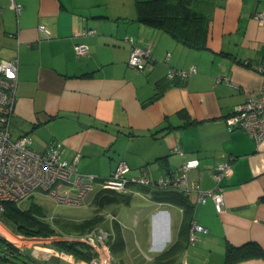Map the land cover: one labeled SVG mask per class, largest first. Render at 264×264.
<instances>
[{
    "label": "crops",
    "instance_id": "0c3cea01",
    "mask_svg": "<svg viewBox=\"0 0 264 264\" xmlns=\"http://www.w3.org/2000/svg\"><path fill=\"white\" fill-rule=\"evenodd\" d=\"M137 1L16 0L21 6L16 14L9 0H0V58L18 60L11 134H28L37 151L61 141L66 160L77 153L78 170L100 178L121 159L129 166L128 177L153 179L196 158L199 164L187 171V180L204 190L215 184L214 166L232 157L231 174L219 183L222 212L211 198L198 201L195 189L185 192L193 204L189 224L207 229L192 243L190 226L181 228L183 209L156 201L139 187L132 186L139 194L125 193L129 203H115L130 206L136 198L137 206H130L136 219L129 223L125 214L127 221L122 220L120 208L104 213L106 225L120 226L124 249L115 255L121 264H154L176 240L180 249L169 264H264V255L227 259L229 246L244 252L246 244L255 243L264 251V138L256 142L243 129L229 131L225 121L261 85V74L248 63L264 64V21L256 17L264 14V0H202L199 9L210 19L199 49L136 21ZM87 29L95 32L85 34ZM81 42L88 52L76 56L74 45ZM133 44L150 49L148 69L129 66ZM191 65L196 73L170 76ZM175 145L183 154L173 151ZM94 188L85 199L102 189L98 183Z\"/></svg>",
    "mask_w": 264,
    "mask_h": 264
},
{
    "label": "built area",
    "instance_id": "2783aa9c",
    "mask_svg": "<svg viewBox=\"0 0 264 264\" xmlns=\"http://www.w3.org/2000/svg\"><path fill=\"white\" fill-rule=\"evenodd\" d=\"M9 6L16 14L20 13L21 6L16 0H9ZM256 17L259 21H264V14H258ZM39 29L44 37H50V31L45 25H40ZM94 32V29L84 31L85 34ZM74 51L76 56L85 55L88 52V46L83 42L77 43L74 45ZM150 57L149 48L133 44L128 64L137 71L146 70L150 67ZM248 65L261 74V85L258 89L250 91L245 100L234 108L225 121L229 131L234 128L243 129L256 142H260L264 138V64L250 62ZM196 71V66L191 65L185 70L172 71L170 76L186 77ZM17 74V58H0V212L3 210V202L26 200L38 190L60 203L81 204L93 191L95 183H98L102 189H110L118 193L139 194L140 191L132 186L182 192L195 189L198 192V201L204 202L207 198H211L215 211L218 213L223 211L224 189L219 183L222 178L230 176L232 157L214 166L212 178L215 184L213 188L204 190L195 187L193 182L187 180V171L196 168L199 164L196 158L186 159L173 172L153 179L146 174L128 177L129 166L121 159L117 161L109 176L100 178L96 174L78 170L77 153L70 161L66 160L61 141H54L45 150L37 151L31 148V139L28 134L13 137L10 123L14 115ZM173 151L183 154L179 145H175ZM206 232L205 227L192 221L189 228V241L192 243L199 234ZM109 235L108 231L99 227L78 236L65 235L55 238V240L80 241L86 244L91 256L89 260L76 258L73 253L50 244L46 246L35 244L34 249L37 248L40 256L32 251L30 255L35 260V264H45L43 261L54 257L64 260L67 264H114L115 260L108 242ZM13 237L22 239L17 235Z\"/></svg>",
    "mask_w": 264,
    "mask_h": 264
},
{
    "label": "trees",
    "instance_id": "16d2710c",
    "mask_svg": "<svg viewBox=\"0 0 264 264\" xmlns=\"http://www.w3.org/2000/svg\"><path fill=\"white\" fill-rule=\"evenodd\" d=\"M208 1V0H205ZM202 0H138L136 21L146 25L159 28L169 33L178 42L196 49L205 46L209 13L199 9ZM210 2V0L208 1ZM146 192H151L152 199L156 201H169L183 209L184 218L181 225L190 226V217L193 204L185 192L178 190H159L148 187H139ZM129 194L118 193L110 189H101L94 194V201L97 207L115 203H129ZM0 220L9 226L14 235L24 238L47 237L58 238L65 235L84 234L94 228H99L103 223L101 215L75 219L63 215H50L43 207L31 201L27 207H22L17 202L6 201L2 204ZM109 232V247L112 254L120 253L124 249V239L117 221H113L112 227L106 225ZM109 229H111L109 231ZM0 238V245L4 248L5 254L0 257L3 264L9 258H21L20 264H35V260L29 256H23L21 251L8 241ZM54 245L76 258L89 260L91 258L88 246L80 241L55 240ZM244 252L239 251L240 247L229 246L227 249L228 261L244 259L246 257L264 255L258 245L248 243ZM180 249L179 241H173L167 248L161 251L155 258L154 264H169L174 254Z\"/></svg>",
    "mask_w": 264,
    "mask_h": 264
},
{
    "label": "rangeland",
    "instance_id": "374dc122",
    "mask_svg": "<svg viewBox=\"0 0 264 264\" xmlns=\"http://www.w3.org/2000/svg\"><path fill=\"white\" fill-rule=\"evenodd\" d=\"M31 201H34L35 203L41 205L43 207V209L45 210V212L47 214H50V215H64V216L80 217L82 215H87V216L93 215L94 216V215L103 214L105 216V214H110L112 211H115L117 209L122 208L121 213H120L121 219L124 221H127V216L125 217V214L129 215L128 216L129 217V223H131L132 220L134 221L136 219L133 215H136V213H137V212H135V209H133L132 207L130 208V206H137V203H135V202H137L136 198H133V201L130 204V206H124V205H118L117 206V204H110V205H106V206L102 207L101 209H99L97 207V204L94 201V195L93 196L91 195L90 197L88 196L86 199H84L82 201V203L79 206H73L70 204L57 202L54 199H52L51 197H49L47 194H45V192L38 190L37 192H35L31 196H29L28 199L23 200V201H19L17 203L19 205H21L22 207H27ZM115 206H117V207H115ZM128 211H131V212L128 213ZM106 224L109 225L110 221L105 216V219L103 220V223L100 224V226L106 230L107 229ZM131 230H132V233H134V234L137 231V229L135 227ZM13 236H14L13 232L11 231L9 226L6 224H3L0 220V238L1 239H4V240H7L9 238L12 239L10 241L11 244L15 245V247L21 251L23 256H25V255L29 256L31 251L35 252L36 255L40 256L37 248L34 249V247H36L35 244H37V243H34L29 238H24L22 236L20 237L22 239H14ZM52 239L55 240V238H52ZM52 244H54V243H52ZM42 245L46 246L44 244H42ZM145 248H143V246H142L143 250ZM144 251H146V250H144ZM4 254H5V250L0 245V257L4 256ZM112 255L114 257L115 262L117 264H121L120 258H119L120 256L115 255V254H112ZM21 258H22V256H21ZM21 258H12L11 257V258H9L8 261H6L5 264H20ZM43 262H45V261H43ZM0 264H3L2 259L0 260ZM26 264H32V263H29V261H27ZM46 264H67V263L60 258L54 257L50 260H47Z\"/></svg>",
    "mask_w": 264,
    "mask_h": 264
},
{
    "label": "water",
    "instance_id": "95a60500",
    "mask_svg": "<svg viewBox=\"0 0 264 264\" xmlns=\"http://www.w3.org/2000/svg\"><path fill=\"white\" fill-rule=\"evenodd\" d=\"M114 264H117L116 262H114Z\"/></svg>",
    "mask_w": 264,
    "mask_h": 264
}]
</instances>
